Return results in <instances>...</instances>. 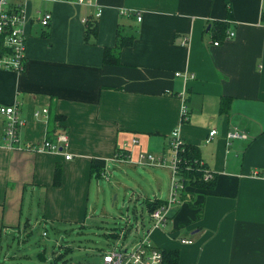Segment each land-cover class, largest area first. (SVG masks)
Here are the masks:
<instances>
[{"label": "crops", "instance_id": "obj_1", "mask_svg": "<svg viewBox=\"0 0 264 264\" xmlns=\"http://www.w3.org/2000/svg\"><path fill=\"white\" fill-rule=\"evenodd\" d=\"M19 2L26 19L24 69L0 70V107L17 104L25 122L20 145L41 144L61 132L67 143L58 151L7 148L0 115V264H31L4 251L10 247L4 242L14 233L27 234L28 219H22L33 202L42 228L85 227L92 182H109L111 166L135 168L145 154L163 158L169 173L164 155L173 130L197 149L213 186L187 192L189 199L172 208L164 230L136 228L131 239L129 230L110 233L114 248L130 249L147 236L157 249L177 251L179 264H264L263 0ZM98 10L96 35L85 42L81 20ZM42 11L51 14L46 28L39 23ZM217 22L226 23L234 37L214 46ZM117 34L131 43L118 46ZM106 47L116 49L113 65L102 62ZM222 100L229 102L225 114L219 112ZM44 108L48 118L33 116ZM234 128L246 140L228 139ZM212 130L216 134L206 142ZM116 150L128 151L131 162H116ZM160 198L141 196L165 202ZM190 203L202 205L199 219ZM182 238L192 243L181 244ZM96 264H103L102 257Z\"/></svg>", "mask_w": 264, "mask_h": 264}, {"label": "rangeland", "instance_id": "obj_2", "mask_svg": "<svg viewBox=\"0 0 264 264\" xmlns=\"http://www.w3.org/2000/svg\"><path fill=\"white\" fill-rule=\"evenodd\" d=\"M42 8L45 9V6L42 5ZM43 13L44 11L41 15ZM164 157L169 164V149L166 150ZM120 169L119 171L110 167L107 171L109 182L103 179L98 182L93 180L89 201L90 213L87 214L85 227L61 225L56 231L49 226L42 228L36 225L39 210L35 201L31 212L23 214L22 221L28 219L27 234L22 237L20 232L14 233L13 237L9 236L4 245L8 243L10 247L5 246L4 251L11 256L26 257L31 264H43L45 261V264H49L53 257L64 252L66 253L61 258L67 263L91 260L96 261V264L97 261H101L102 254L114 249L113 241L109 238L110 233L129 230L125 235L131 239L136 237V228L138 230L140 227L152 228V221L148 219L141 196L151 197L155 193L161 197L160 199L167 200L170 185L167 169L154 166ZM38 256L43 259L39 260ZM25 259L19 260L23 262Z\"/></svg>", "mask_w": 264, "mask_h": 264}, {"label": "built area", "instance_id": "obj_3", "mask_svg": "<svg viewBox=\"0 0 264 264\" xmlns=\"http://www.w3.org/2000/svg\"><path fill=\"white\" fill-rule=\"evenodd\" d=\"M20 1V0H19ZM19 1L13 2V0H0V37L4 38V45L11 49L12 56L4 57L0 59V69L10 70L20 73L24 69L25 60V41L26 36L23 27L26 23L23 4ZM40 2H52L53 0H39ZM79 4L90 5V0H77ZM264 4V0H263ZM125 13V12H123ZM101 14L98 10L94 15L93 20H97ZM129 15V14H128ZM136 20L140 21L141 17L138 13L135 14ZM51 20V14L44 12L39 22L42 26H47ZM81 22L86 26L87 19L84 18ZM234 37L232 32L226 31L222 42H227ZM214 46H218L219 42L214 41ZM176 76H180L179 73ZM183 78L190 79L191 76L182 74ZM181 119H187L186 108L181 107ZM0 115L4 119V132L3 136L5 139V146L7 148L25 149L33 152L43 151H58L67 143V135L65 132L58 133L54 138L45 139L43 143L30 145V144H19L18 133L24 126V120L18 116L17 104L0 107ZM35 118H48V110L46 108L35 111L33 113ZM216 134V131L212 130L208 134V140ZM227 138L230 140H246L247 135L234 128L232 131L227 133ZM132 145L136 143L135 140L131 141ZM183 142L180 139L177 130H173L170 136L169 150L171 152L170 163L168 166L170 173V185L168 190V198L163 205L154 210L149 216L152 221V229L164 230L168 225L172 208L178 205L183 198L189 199L188 193L184 187V183L179 175V153L182 152ZM70 155L66 154L65 159H70ZM114 160L116 162L130 163L131 158L126 150H120L115 153ZM139 166H151V167H165V161L163 158H154L151 155L139 154L138 160L134 162ZM199 166L202 164L199 162ZM203 168V166H202ZM203 181H210L213 179L211 173L207 172L203 168ZM181 244H191L192 241L189 239H180ZM103 264H162L161 251L151 244L148 237H143L135 246L130 249H124L122 247L114 248L110 252L102 254Z\"/></svg>", "mask_w": 264, "mask_h": 264}, {"label": "trees", "instance_id": "obj_4", "mask_svg": "<svg viewBox=\"0 0 264 264\" xmlns=\"http://www.w3.org/2000/svg\"><path fill=\"white\" fill-rule=\"evenodd\" d=\"M15 1L16 0H13L14 3ZM67 1H73V0H67ZM262 16L264 17V11H263ZM48 25L43 26V27L46 28L48 27ZM227 29H228V25L224 22L214 23L212 25L213 39L222 42ZM96 32H97L96 21H93V18L91 20L87 19V24L85 26V31H84V36H83L84 41L88 42V39L90 37L95 36ZM117 43H118V46L129 45L131 43V40L129 37H124L122 35L117 34ZM10 56H12L11 49H9L8 47L4 45V38L0 37V59L4 57H10ZM116 61H117L116 49H114V47L104 48L103 56H102L103 64L113 65L115 64ZM228 105H229V102L227 100H222L220 103L219 112L221 114H225L228 110V107H229ZM56 120H57V117L54 118L53 122H55ZM116 152H119V150H116ZM179 158H180V163L178 166L179 175L184 183L186 192H189L192 194L193 191H195L196 189L207 190L213 186L214 179L210 181H203L204 171H203L202 166H199L198 152L194 146L183 144L182 152L179 153ZM60 178H61V169L60 167H57L55 169L54 179H53V185L55 187H57L60 184ZM144 202H145L146 209L149 215L154 210H156L158 207H160L161 205L165 203L164 201H161V200H154L152 202L145 200ZM190 208L194 209L195 211L199 210L195 216V219H199L201 216L202 205H199V204L192 205V203H190ZM65 253L66 252H64L63 254ZM63 254H60L57 257H54L51 264H72V263H67V261L61 258ZM161 255H162V264H179V261H178L179 255L177 251L162 250ZM74 264H78V263H74Z\"/></svg>", "mask_w": 264, "mask_h": 264}]
</instances>
